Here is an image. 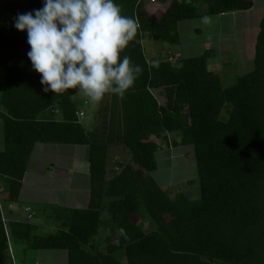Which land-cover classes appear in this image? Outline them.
I'll return each mask as SVG.
<instances>
[{
    "label": "trees",
    "instance_id": "trees-1",
    "mask_svg": "<svg viewBox=\"0 0 264 264\" xmlns=\"http://www.w3.org/2000/svg\"><path fill=\"white\" fill-rule=\"evenodd\" d=\"M115 2L137 29L122 55L142 72L124 96L110 94L112 119L98 131L85 120L89 104L75 98L80 92L45 93L32 69L27 32L14 18L43 0H0L3 202L19 201L39 143L87 146L91 191L88 207L60 211L58 223H48L55 231L45 234L32 207L25 220L5 219L0 209V264H17V250H62L66 264H264V16L254 68L225 86L209 68L214 50L150 58L143 41L179 45L181 22L249 11L254 0H158L160 18L147 0ZM169 133L194 146L199 196L179 190L173 197L155 178L158 140ZM114 143L126 146L130 162L112 159ZM113 230L118 239L104 245Z\"/></svg>",
    "mask_w": 264,
    "mask_h": 264
},
{
    "label": "clouds",
    "instance_id": "clouds-1",
    "mask_svg": "<svg viewBox=\"0 0 264 264\" xmlns=\"http://www.w3.org/2000/svg\"><path fill=\"white\" fill-rule=\"evenodd\" d=\"M14 26L27 32V56L45 93L75 90L100 102L124 96L142 72L122 55L137 29L115 0H43L42 8L18 14Z\"/></svg>",
    "mask_w": 264,
    "mask_h": 264
},
{
    "label": "rangeland",
    "instance_id": "rangeland-1",
    "mask_svg": "<svg viewBox=\"0 0 264 264\" xmlns=\"http://www.w3.org/2000/svg\"><path fill=\"white\" fill-rule=\"evenodd\" d=\"M164 1V0H163ZM162 0H160L161 4L163 3ZM255 5L254 7L245 12H240L239 15L236 17L235 15H230L226 19H223L222 24H227L226 22L232 21L233 25H230L228 27V30H224L223 27L217 30L218 27L221 25H216L214 28L207 29L208 24H204L205 27H201L204 35L199 36L200 41L198 43V46L201 47L205 43V40H202V38H215L216 36H219V34L223 33V36L225 37L223 39L224 44L221 45L219 49H213L219 54V61L213 62L215 67H220L221 70H225L227 73L229 72V68H233L236 74V77L244 75L248 72V69L246 70V65L248 62V67H251V70L254 68V55H255V39L257 37V33L259 30V22L261 18L264 15V0H254ZM147 3L150 4V0H147ZM158 0L156 3H152L153 5L149 7V12L153 14L154 17L160 18V15L163 13V9L161 11V6L158 4ZM166 8V7H165ZM200 10H206L205 6L203 4H200L199 6ZM201 10V11H202ZM202 19H196L192 21V24L199 27L201 26ZM194 28V29H197ZM183 28V36L181 39L183 42V48L187 50L186 43L188 39H190L191 35L187 33L188 27L185 28L184 25H182ZM222 29V30H221ZM220 30V31H219ZM194 37H197V35H194ZM207 39V40H208ZM206 40V41H207ZM145 46V52L148 57H156L160 55V47H164L167 44L156 42L154 40H150L148 38H145L144 41ZM221 44V43H220ZM219 44V45H220ZM170 46V45H169ZM171 48L175 49L176 47L171 46ZM189 50V49H188ZM152 51V52H149ZM193 52L187 51V53H193L194 56L201 55L198 53L202 50H196L193 49ZM165 54V53H164ZM187 57L189 54H185ZM217 55V54H216ZM178 54H176V59H179ZM218 57V56H217ZM211 63V64H213ZM219 69V70H220ZM250 70V69H249ZM220 75L222 76V71H220ZM156 95H158L157 92H155ZM88 101V109L86 110V122H88V125L91 127V130H95L96 128L98 131H103L105 126H108L109 121L112 119V112L110 111V105H111V96L106 95L105 98L100 102H94L89 97L81 93L80 95L75 96L81 97ZM225 118V117H223ZM92 124V125H91ZM2 132V127L0 123V136ZM168 141L165 138H161L158 140V142L161 144V147L159 151L157 152V160L159 164V169L155 174V178L157 182L160 185H167L168 188H171V196H175V194L179 190H184L191 197L199 196V176H198V169L196 164V157H195V149L192 145H181V135L176 133H169L168 134ZM177 144H180L178 146H175ZM0 147H2L1 137H0ZM54 148V149H52ZM75 150V151H73ZM110 152L112 159H118L121 162L128 163L131 161V156L127 151L126 146L123 143H114L110 145ZM82 148H76L73 149L70 146H57V147H49L46 150V154H41L36 152V154L33 156V163L35 162V159L37 156L43 159L44 161H50L47 159L50 158H57L60 159L61 157L66 158H72L75 157H83L82 156ZM73 159V158H72ZM60 161H62L60 159ZM110 168L112 166L110 165ZM33 174L34 172L31 171ZM51 173V172H50ZM77 177L79 180L76 182H79V185L82 186V189L84 192L87 189V183H88V176L83 174H77L74 173L72 183L75 184L74 178ZM189 181H193L194 183H190ZM30 182H28L29 184ZM1 184V183H0ZM45 184V183H44ZM66 180L63 177H56L53 176V179H48L47 186H48V193L46 195V198L48 201H55L63 207L65 200L68 199L67 196L69 194V191H64V189H58L59 186L66 185ZM66 185L69 189H74V187H77L76 185ZM86 187V188H85ZM52 189V190H51ZM67 190V189H66ZM5 196L1 194L0 190V209L3 212V216L5 219L8 217L14 216L12 214L11 205L7 204L5 205V202H3ZM42 206L37 207L36 209H39L41 212H43ZM62 211V209L59 206H50L48 208V212L44 213L43 221L44 223L42 225H48L47 223L56 224L58 223V215L59 212ZM39 221V220H38ZM153 225L150 223L146 224V228L151 230L153 229ZM51 232V228H45L41 231H39L40 234H45L47 231ZM118 239V234L115 230L112 231L111 236L105 239L103 241V244H108L111 240L116 241ZM105 242V243H104ZM21 249V248H20ZM13 251V250H12ZM16 255V254H15ZM17 259V264H66V252L62 250H47V251H28L26 254L19 250ZM25 259V261H23ZM22 260V262H21Z\"/></svg>",
    "mask_w": 264,
    "mask_h": 264
},
{
    "label": "crops",
    "instance_id": "crops-1",
    "mask_svg": "<svg viewBox=\"0 0 264 264\" xmlns=\"http://www.w3.org/2000/svg\"><path fill=\"white\" fill-rule=\"evenodd\" d=\"M165 2H166V0L163 1V3H165ZM242 12H245V11H242ZM239 13L240 12H233V13L222 14L219 16H208V17H210V22L208 23L209 26L206 27V30L214 28L219 23H220L219 25H221V26L218 27L217 30L220 29L221 27H223L224 30H228V27H230V25H233L234 23L232 24V21H229V22H226L227 24H225V22H224V24H222L223 19H226L230 15H235L237 17L239 15ZM200 19H202V18H200ZM260 22H261V20H260ZM260 22H259V30H260ZM182 25H184L185 28L188 27V29L186 31L188 34L191 35L190 39H188V41L186 43V47H187L186 49L187 50H185V48H183V42L181 40V43L179 45H171L168 43H164L167 45L165 46V48L160 47V50L158 52H160L162 54V53H166L168 51H173L174 53L180 55L179 57H181V58L187 57L185 54H187V55L189 54L188 57H192V56H194L193 53H187V51L193 52L192 50L196 49L197 51L202 50L201 52L204 53L205 51H207L209 49H212V50L213 49H219L221 47V45L224 44L223 39L225 37L223 36V33H224V30H223V33L219 34V36H216L215 38H209V39L207 37L204 39L202 38V40H205V43L203 44V46L201 45V47L198 46V43L200 41L199 36L204 35V33L201 29V27H205L203 22H201L200 28L195 26L194 24H192V21L181 22L179 25V31H180L181 39H183L182 33L184 32ZM196 27H197V29H194ZM259 30H258V33H259ZM258 33H257V35H258ZM194 35H197V37H194ZM256 39H257V37H256ZM256 39H255V46H256ZM171 46H174L176 48L173 49V48H171ZM149 52H152V51H149ZM198 54H202V53H198ZM219 54H221V53H219ZM219 54L215 51V56L213 58L209 59V68H210V70L218 72V73H221L220 71H222V78H223L224 85L225 86H231L237 80L235 71L233 68H229V72L227 73L225 70H221L220 67H215L213 62L219 61V59H218ZM211 63H213V64H211ZM247 69H248V72L251 71V67H248V62L246 65V70ZM78 95L81 96V94H78ZM1 135H2V132H1ZM57 146H61V145L39 143L35 146V149L32 153L30 164H29V167L27 170V174H26V177L24 180L20 199L17 203L9 204L12 207L10 212H12V214H14V216H12L10 218L25 220L28 217V212L25 210L27 207H32L35 210V213L41 214L42 216L44 215L43 212L47 213L48 208L50 206H54V205L59 206L62 209V211H65L68 209H77V208L88 207L89 201H90L91 191H90V163H89V153H88L89 150H88L87 146L65 145V146H70L73 149L82 148V151H83L82 156L83 157H81V158L75 157V156L72 157L73 159L61 157L60 159L62 161H60V159H57V158H54V159L50 158V159H47L50 161H44L43 162V159L41 160V158L39 156H37L35 159H38V160H35V162L33 163V156L36 154V152L41 153V154H46V150L49 147H57ZM3 147L4 146H3V142H2V147H0V149H3ZM52 149H54V148H52ZM73 151H75V150H73ZM31 171H33L34 173L32 174ZM74 173L83 174V175L88 176L89 180H88L87 189L85 192L82 189V186L79 185V182H76L77 180H79V178L75 177L74 178L75 184L72 183ZM53 176H56L57 178L63 177L66 180V183L68 185L73 184V185L77 186V187H74V189H69L68 187H66L67 184L64 186L58 187L59 190L66 188L67 190L65 189L64 191H69V194L67 196L68 199L65 200L63 207H61V205L55 201H48V199L46 198V195L48 193L47 192L48 186L46 184L48 182V179H53ZM28 182H30V183L28 184ZM40 206L44 207L43 212H41L39 209H36L37 207H40ZM42 219L43 218L35 220V222H37L41 226V229H39V231H41L45 228L49 229V227H50L52 230L51 232H54L55 228L53 226L49 225L48 223H47L48 225H42L44 223L43 221H41ZM13 249H14V247H13ZM16 249L17 248H15L14 250H16ZM16 254H18V250L16 251ZM65 258H66V256H65Z\"/></svg>",
    "mask_w": 264,
    "mask_h": 264
},
{
    "label": "built area",
    "instance_id": "built-area-1",
    "mask_svg": "<svg viewBox=\"0 0 264 264\" xmlns=\"http://www.w3.org/2000/svg\"><path fill=\"white\" fill-rule=\"evenodd\" d=\"M150 1H151V3H156V2H157V0H150ZM170 60L172 61L173 58L170 57ZM0 190H1V192H2V189H0Z\"/></svg>",
    "mask_w": 264,
    "mask_h": 264
}]
</instances>
